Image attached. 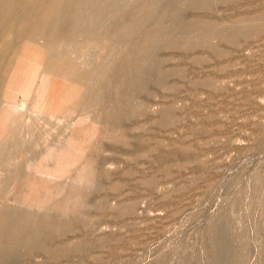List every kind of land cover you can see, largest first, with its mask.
<instances>
[{
	"label": "rangeland",
	"instance_id": "1",
	"mask_svg": "<svg viewBox=\"0 0 264 264\" xmlns=\"http://www.w3.org/2000/svg\"><path fill=\"white\" fill-rule=\"evenodd\" d=\"M10 1L0 14V213L35 182L28 167L58 170L48 152L68 163L35 184L32 214L51 226L29 229L18 249L0 234V264H264V27L254 23L264 0H124L95 32L83 16L60 44L35 41L43 69L21 61L13 99L14 65L55 1ZM124 11L120 39L109 27ZM207 29L220 31L210 46ZM51 51L41 93L26 100L22 80L41 78Z\"/></svg>",
	"mask_w": 264,
	"mask_h": 264
},
{
	"label": "bare ground",
	"instance_id": "2",
	"mask_svg": "<svg viewBox=\"0 0 264 264\" xmlns=\"http://www.w3.org/2000/svg\"><path fill=\"white\" fill-rule=\"evenodd\" d=\"M5 0H0V14L1 11H3L1 8L3 6ZM10 1V0H8ZM23 1V0H22ZM29 1V0H26ZM32 1V0H31ZM45 1V0H44ZM54 9L52 11V13L50 14V18L49 20L43 25V28L39 34L38 37H32L29 38V40L27 41V43L24 45V47L22 48V51L20 52V56L16 62V64L14 65L10 80L6 86V94L10 99H13V97H15V90L18 89L16 86H14L13 82H14V78L15 76L13 75L15 73V71H17V69H23V67L21 66V61H23L24 59H30L31 56L36 57L38 63L40 64V69L43 67V64L41 63V51L37 48H35V41H37V39H41L44 41V45L48 47L49 44H54L53 42H56L58 44H60L62 41L67 40L71 37L74 36L75 32L77 30H79L80 28L83 29L82 25H81V19L83 16H86L89 21V26H87L86 31H91V32H95V29H98V24L102 21V19L107 18L108 16L113 15L114 19L116 17L115 13L117 10L120 9V4L122 5V2H124V0H54ZM149 1V0H148ZM209 0H193L192 3L198 5H205L208 3ZM12 1H10L11 3ZM25 2V1H24ZM37 2V1H36ZM42 2V0L40 1ZM39 2V3H40ZM9 3V4H10ZM30 3V2H29ZM38 3V2H37ZM38 3V4H39ZM15 4V3H14ZM22 4V3H21ZM152 4V3H151ZM43 5V4H42ZM45 5V4H44ZM147 5V4H146ZM16 6V5H15ZM10 7V5H9ZM13 7V6H11ZM42 7V6H41ZM126 7H128L126 5ZM201 7V6H200ZM206 7V6H204ZM15 8V7H13ZM19 8V6H18ZM21 8V7H20ZM6 9V8H5ZM24 9V8H23ZM28 9V8H27ZM34 9V8H33ZM32 9V10H33ZM127 9V8H126ZM9 10V8H8ZM12 10V9H11ZM124 10V9H123ZM14 11V10H13ZM9 12V11H8ZM12 12V11H11ZM26 12V10H25ZM37 12V11H36ZM118 12V11H117ZM15 13V11H14ZM31 13V12H29ZM34 13V12H33ZM40 13V12H39ZM120 13V12H119ZM5 14V13H4ZM17 14V13H16ZM38 14V13H37ZM9 15V14H8ZM12 14V17L13 18ZM27 15H29L27 13ZM6 16V15H4ZM112 16V18H113ZM118 16V15H117ZM36 17V16H35ZM4 18V17H3ZM131 18H132V13L131 11H124L122 13L121 19L118 22H114L113 25L111 27H109V33H114V35L118 38L121 39V36H123L125 34V32L129 31L130 25H131ZM16 19V18H15ZM32 19V18H31ZM34 19V18H33ZM98 19H100L101 21H99ZM6 20V19H5ZM21 19H19L18 21H20ZM41 20V19H38ZM134 20V19H133ZM132 20V21H133ZM17 20H15L16 22ZM33 21V20H32ZM257 21V20H256ZM254 20V23H258L260 24V27L262 26V29L264 27V17L260 18L258 20V22H256ZM31 22V21H30ZM107 22V20H106ZM108 22H109V18H108ZM107 22V23H108ZM111 22V21H110ZM109 22V23H110ZM122 22L123 25H122ZM246 22V21H244ZM11 23V21H10ZM20 23V22H18ZM102 23V22H101ZM106 23V24H107ZM136 23V22H135ZM248 23V22H247ZM246 23V24H247ZM253 23V21H252ZM253 23V24H254ZM5 24V22L3 23ZM14 24V23H13ZM17 23H15L16 26ZM28 24V23H27ZM30 24V23H29ZM32 24V23H31ZM38 24V23H37ZM197 24V23H196ZM248 25L245 27V29H250L251 27L253 28L254 31H256L254 28L258 25ZM262 24V25H261ZM6 25V24H5ZM19 25V24H18ZM33 25V24H32ZM119 25H122L124 29L119 28ZM200 25V24H199ZM203 24H201L202 26ZM236 25V24H235ZM234 25V26H235ZM238 25V24H237ZM25 26V25H24ZM85 26V25H84ZM104 26V25H103ZM107 26V25H106ZM196 27V25H194ZM204 26V25H203ZM241 26V25H239ZM1 27V26H0ZM3 27V26H2ZM27 27V26H26ZM181 26L179 25L178 28H180ZM198 27V26H197ZM233 27V25H232ZM244 27V26H243ZM242 27V28H243ZM259 27V28H260ZM4 28V27H3ZM18 28V27H17ZM24 28V27H23ZM33 27H31L32 29ZM34 29V28H33ZM32 29V30H33ZM200 29L199 28H195ZM17 30V29H16ZM22 30L23 29H19ZM1 31V30H0ZM13 31V30H11ZM101 31V30H100ZM132 31V29H131ZM244 29L236 32V35H241L244 34ZM3 32V31H2ZM30 32V31H28ZM177 32V28L176 31ZM181 32V31H180ZM195 32V31H194ZM199 32V31H197ZM1 33V32H0ZM19 33V32H18ZM27 33V31H26ZM189 33V32H188ZM190 33H192L190 31ZM220 33V31H219ZM219 33L217 30H212V29H207L205 31H200L199 34H201L202 37V44H208L209 42L207 41L208 37L213 35V34H218L217 36H219ZM223 32L221 31V34ZM232 33V32H231ZM17 34V33H16ZM153 34V33H152ZM220 34V35H221ZM248 34V32H247ZM165 35V34H163ZM177 35V34H175ZM179 35V34H178ZM182 35V34H181ZM187 35V33H186ZM17 36V35H16ZM19 36V35H18ZM128 36V35H127ZM132 36V34H131ZM156 36V35H155ZM180 36V35H179ZM223 37L227 38L230 41H234V39L236 37H234V34H226L225 32L222 34ZM1 37V35H0ZM20 37V36H19ZM124 37V36H123ZM126 38V37H125ZM16 39H18L16 37ZM21 41V37L19 39ZM4 42V41H3ZM208 42V43H207ZM190 44V43H189ZM191 45V44H190ZM189 45V46H190ZM204 45V46H205ZM209 45V44H208ZM203 46V45H202ZM207 46V45H206ZM210 46V45H209ZM4 47L6 48L5 44ZM4 48V49H5ZM2 51V50H0ZM113 54V53H112ZM53 58V51L48 53V63H47V70L44 71L43 76L41 78L34 77L33 74L31 73V77L29 79L26 80H22V83L26 84V86L24 87V90H22L21 92L24 93L25 99L26 100H31L33 97L38 98L39 94L42 91V88L44 87V82L45 80L48 78L47 74L45 75V73L47 72L49 75V71L51 70L52 62L51 59ZM59 58V57H58ZM68 61V60H67ZM73 61V60H72ZM24 62V61H23ZM30 62V61H29ZM36 62V61H35ZM9 63V62H8ZM138 64V63H136ZM36 65V64H35ZM8 68V67H7ZM106 68V67H105ZM39 69V70H40ZM43 69V68H42ZM25 71H27L25 69ZM104 71V70H103ZM30 72V71H29ZM9 73V72H8ZM93 76V75H92ZM100 75H95V77L91 78L90 82L92 85H94L95 83H97L98 79H99ZM102 77V76H101ZM20 81V80H19ZM16 84V83H15ZM20 84V83H19ZM2 87V86H1ZM20 91V90H19ZM36 100V99H35ZM100 100V99H98ZM1 101V99H0ZM99 103V102H98ZM12 104V103H11ZM44 104V103H43ZM93 104V103H92ZM45 105V104H44ZM8 111V110H7ZM12 113V111H11ZM5 118V116H4ZM2 119V118H1ZM7 120V118H6ZM8 123V122H7ZM22 124V123H21ZM4 128L1 123H0V135L2 134V132L4 131ZM116 139V138H115ZM118 139V138H117ZM6 142H8V147L6 149H4V151L8 150L11 144V140L9 138L6 139ZM13 150V148H12ZM6 156V155H5ZM47 158H49L52 162L54 167H58V170L56 172H54V169L52 168L51 170H41V169H34L33 167H28V172L30 173L28 178H33L35 179V182L31 180L26 179L25 183H26V188H27V193L24 196H19L18 198H16L15 201L17 203V205L15 207H11V206H6V213L2 214L0 213V234L4 235V238L7 242V244H9V246L11 247V249H14L17 247L21 248V245L26 243V236H28V231L31 228H37L38 227H50V221L47 217L42 216V215H37L34 216L32 214V208L34 207H38L39 206V201H38V194L37 191L40 190L38 189L35 184H43V187L47 184H49L48 180L49 177H53L56 178L55 180H57L58 175L60 174L61 171V166H63L64 164L68 163V160L66 159V155L64 153L63 150H59L56 153L53 152H48V154L46 155ZM5 160V159H4ZM9 160V159H8ZM71 160V159H70ZM2 168V167H1ZM33 174V176H31ZM24 176V175H23ZM30 178V179H31ZM18 183V182H17ZM16 183V184H17ZM25 187V186H24ZM42 189V188H41ZM44 189V188H43ZM18 191V190H17ZM19 192V191H18ZM44 194V193H43ZM48 194V193H47ZM52 196V195H51ZM43 202V201H41ZM12 203V202H11ZM44 203V202H43ZM58 210L61 213H68L69 208H70V204H66V203H60L58 205ZM71 212V211H70ZM87 213V212H86ZM76 214V213H75ZM85 216V215H84ZM62 221V220H61ZM17 223V224H16ZM65 223V222H64ZM64 223H59V225L57 227H54V231L56 230V232H61L62 228H64ZM33 232V231H32ZM37 233V232H36ZM52 233V232H51ZM37 236V235H36ZM28 246L27 249L31 250L33 247H35V244L33 241H30V243H27ZM11 252H13L12 250H10ZM17 251V250H16ZM10 252V258H13L12 253ZM14 253V252H13ZM17 253V252H16ZM16 253H15V257H16ZM19 256V254H17ZM9 259L8 256H6V260Z\"/></svg>",
	"mask_w": 264,
	"mask_h": 264
}]
</instances>
